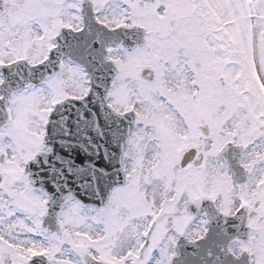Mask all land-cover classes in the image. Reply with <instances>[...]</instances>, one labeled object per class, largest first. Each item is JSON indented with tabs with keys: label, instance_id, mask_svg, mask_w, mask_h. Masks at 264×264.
<instances>
[{
	"label": "snow or ice",
	"instance_id": "obj_1",
	"mask_svg": "<svg viewBox=\"0 0 264 264\" xmlns=\"http://www.w3.org/2000/svg\"><path fill=\"white\" fill-rule=\"evenodd\" d=\"M0 264H264V0H0Z\"/></svg>",
	"mask_w": 264,
	"mask_h": 264
}]
</instances>
